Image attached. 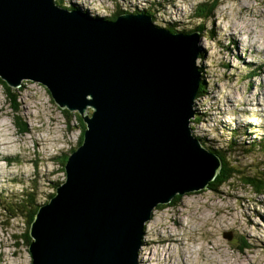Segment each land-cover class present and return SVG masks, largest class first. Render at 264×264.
Instances as JSON below:
<instances>
[{"label":"water","instance_id":"water-1","mask_svg":"<svg viewBox=\"0 0 264 264\" xmlns=\"http://www.w3.org/2000/svg\"><path fill=\"white\" fill-rule=\"evenodd\" d=\"M56 1L64 8L0 0V78L40 83L81 116L94 109L82 116L84 144L67 157L66 183L31 225V264H137L140 227L220 200L219 159L198 153L187 127L198 46L184 39L198 34H167L143 15L92 19L76 0Z\"/></svg>","mask_w":264,"mask_h":264},{"label":"rangeland","instance_id":"rangeland-1","mask_svg":"<svg viewBox=\"0 0 264 264\" xmlns=\"http://www.w3.org/2000/svg\"><path fill=\"white\" fill-rule=\"evenodd\" d=\"M207 1L76 0V4L99 19L124 11L149 15L150 24L168 34L171 29L187 33L195 28L200 20L194 9ZM218 4L211 19L200 26L198 41L184 40L193 39L198 46L195 83L202 90L187 108L196 112L187 127L201 141L198 153L208 147L219 159L215 171L225 182L220 185V200L213 211L164 215L144 225L137 264H264V193L244 184L245 178H264V0ZM130 21L144 24L137 17ZM93 112L86 106L82 116ZM74 114L82 117L78 110L56 105L40 83L23 79L18 87L0 84V264H31L29 248L20 238L30 233L33 211L36 217L66 183L62 170L66 163L62 166L61 160L78 148L87 129ZM23 122L28 133L20 135L17 123ZM219 155L230 163L225 168ZM240 245L248 250L239 252Z\"/></svg>","mask_w":264,"mask_h":264},{"label":"trees","instance_id":"trees-1","mask_svg":"<svg viewBox=\"0 0 264 264\" xmlns=\"http://www.w3.org/2000/svg\"><path fill=\"white\" fill-rule=\"evenodd\" d=\"M218 2H219V0H210V1H207V2H202V3H199V4H197L196 5V7H195V9H194V17L196 18V19H198V20H200V22H199V24H197V26L195 27V28H193L192 30H189V31H187V33H190V32H197V33H200V29H201V25L204 23V22H206L207 20L209 21L210 19H211V17H212V14H213V12L215 11V9H216V7L219 5L218 4ZM59 2H57L56 0H54V4H55V6H57V7H62V8H64L63 6H60L59 4H58ZM72 11L74 10V9H71ZM124 13H127L126 11H124ZM117 16H118V14H116V15H114L112 18H111V20H115L116 18H117ZM149 16V15H148ZM110 20V19H109ZM176 31H178L177 29H171V33H175ZM0 84L4 87V88H7L8 86H7V84L6 83H4V81L0 78ZM7 86V87H6ZM202 93V90L200 89V90H198L197 91V97H199L200 96V94ZM13 106L15 107V109H17V107L15 106V104H13ZM82 123H84V121H83V118L82 117H80V116H78V114H74ZM15 124H16V122H15ZM17 125L20 127V130H18L19 132V134L20 135H24V134H26V133H28V129H27V126H25V123L23 122V123H17ZM84 130L85 129H83V133H82V135H81V137H80V140H79V143H78V146H80L81 145V143H82V139L84 138ZM233 131V134H235V131L234 130H232ZM200 143H201V141H200ZM207 151H208V147H204ZM76 150V149H75ZM74 150V151H75ZM73 151V152H74ZM220 156V158H221V160H222V166L225 168L228 164H230L229 162H227V161H225V158L222 156V155H219ZM68 156H66L65 158H63L62 160H61V163H62V166H64V164L65 163H67V161H68V158H67ZM63 172L64 173H66V171H65V168L63 167ZM235 173L237 174L238 173V171L237 170H235ZM232 177H233V175H232ZM218 186L219 185H221L222 183H225V182H223V179L222 178H220V179H218ZM244 184L246 185V186H249V187H251L256 193H259V194H262V193H264V178H262V179H252V178H245L244 179ZM57 193V191H55V194ZM174 200H175V198L171 201V203L170 204H168V205H173L172 203L174 202ZM48 203V202H47ZM161 207H164V206H160V205H158L157 206V208H161ZM34 213H36L35 211H33V213H32V216L30 217V222H29V224L34 220V218H35V215H34ZM27 246H29V244H30V242H31V238H30V235H29V233H25V235H22V238H20ZM238 247V251L239 252H244L245 250H248V249H246L244 246H242V245H240V246H237Z\"/></svg>","mask_w":264,"mask_h":264},{"label":"bare ground","instance_id":"bare-ground-1","mask_svg":"<svg viewBox=\"0 0 264 264\" xmlns=\"http://www.w3.org/2000/svg\"><path fill=\"white\" fill-rule=\"evenodd\" d=\"M239 33H240V31H239ZM248 45H250V44H248ZM250 46H252V45H250ZM198 57V56H197ZM197 60V59H196ZM199 76V75H198ZM196 76H194V77H191V83H193L194 82V78H195ZM191 90V89H190ZM197 91H198V88H197ZM197 91H196V94H197ZM194 92V91H193ZM193 94V93H192ZM231 100V99H230ZM249 101H246V102H244L245 104H247ZM188 103H190V101H188ZM242 104V103H241ZM258 104H253V107L254 106H257ZM252 121V120H251ZM85 123V122H84ZM86 125V124H85ZM201 144V143H200ZM199 144V145H200ZM203 150L204 151H206L207 153H209L204 147H203ZM7 155H8V153H7ZM216 169H218V168H216ZM215 169V170H216ZM144 228V226L142 227V229ZM141 234H142V236L144 235V233L142 232V230H141ZM137 248V238H136V242H135V248H134V250Z\"/></svg>","mask_w":264,"mask_h":264},{"label":"clouds","instance_id":"clouds-1","mask_svg":"<svg viewBox=\"0 0 264 264\" xmlns=\"http://www.w3.org/2000/svg\"><path fill=\"white\" fill-rule=\"evenodd\" d=\"M125 14L129 15L128 13H124V12H122V13L118 14V16H120V15H125ZM136 15H143V16H146V17H149V18H150V16H148V15H144V14H142V13H137ZM107 20H108V18L105 19V21H107ZM180 33L188 34V33H186V32H180ZM78 147H79V146H78Z\"/></svg>","mask_w":264,"mask_h":264}]
</instances>
